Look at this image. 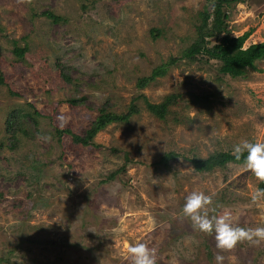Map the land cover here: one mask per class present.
I'll use <instances>...</instances> for the list:
<instances>
[{
  "label": "rangeland",
  "instance_id": "rangeland-1",
  "mask_svg": "<svg viewBox=\"0 0 264 264\" xmlns=\"http://www.w3.org/2000/svg\"><path fill=\"white\" fill-rule=\"evenodd\" d=\"M203 2L0 0V145L9 112L39 114L33 139L0 146V264H130L126 248L137 242L156 250V264H215L214 236L182 214L192 191L213 195L217 212L231 211L242 227L264 226V199L251 201L263 188L254 175L233 164L197 173L190 164L233 153L242 140L264 142V60L239 79L221 76L215 62L182 61L136 88L186 47ZM229 24L235 37L251 33L244 47L264 42V0L232 4ZM13 41L27 48L23 59ZM170 94L179 98L163 120L146 111L142 96L159 104ZM131 103L139 114L108 125L95 146L57 141L55 128L83 135L99 114L126 115ZM168 153L177 157L164 165ZM222 254L224 264H264V242Z\"/></svg>",
  "mask_w": 264,
  "mask_h": 264
},
{
  "label": "trees",
  "instance_id": "trees-1",
  "mask_svg": "<svg viewBox=\"0 0 264 264\" xmlns=\"http://www.w3.org/2000/svg\"><path fill=\"white\" fill-rule=\"evenodd\" d=\"M245 1L204 0L200 9L190 21L193 34L188 37L189 41L186 47L183 48L177 57H171L167 62L155 67L148 76L138 78L136 88L142 90L148 87L157 79L165 77L169 68L177 66L182 61H185L188 66H196L199 69L209 67L211 62H215L217 64V71L221 76H228L233 79L244 77L248 71H257L256 63L264 60V42L244 47L251 33L247 32L235 37L232 35L229 24V9L231 5L245 3ZM42 15L53 23H58L61 20V17L55 16L51 12H44ZM150 34L154 37L157 31L152 29ZM17 43V41L12 42L14 53L23 59L27 48H19L17 47ZM64 78L68 83L72 82L68 80V77L64 76ZM4 85L5 79L0 70V86ZM8 91L12 97H20L19 94L13 93L10 90ZM141 98L146 111L154 118L163 120L168 109L179 96L176 94L167 95L159 104L151 103L143 96ZM83 100L73 99L69 104L77 106L83 103ZM103 110H99V113H103ZM137 114H139L138 107L134 103H131L126 115L114 113L99 114L91 122L83 135H77L68 129L62 128H55V135L59 143H62L63 138L68 136L75 145L92 147L95 146L93 140L96 135L108 125L125 122L128 118ZM38 116V112L35 111L34 113L22 110H12L9 112L4 124L7 143H2L0 146L13 150L19 144L20 138L33 139L32 129H34V132H37L38 122L36 117ZM175 157H177L176 154L168 153L161 157L160 162L166 165L170 159ZM190 164L197 173L210 172L216 168H222L227 164L243 166L242 162L236 161L231 152H214L205 159L193 158L190 160ZM122 172H124L123 167L111 172L106 179L112 180L115 175ZM262 186V189H264V183H262Z\"/></svg>",
  "mask_w": 264,
  "mask_h": 264
},
{
  "label": "clouds",
  "instance_id": "clouds-1",
  "mask_svg": "<svg viewBox=\"0 0 264 264\" xmlns=\"http://www.w3.org/2000/svg\"><path fill=\"white\" fill-rule=\"evenodd\" d=\"M46 139L50 140V137ZM232 154L259 182L264 183V142L242 140L234 145ZM262 199L264 189L257 188L251 194V201L257 203ZM218 208L223 209V206L214 205L213 195L202 191L188 194L182 207L183 216L191 221L194 230L214 236L218 249L215 264H224L222 253L232 252L238 244L248 242L259 245L264 242V226L242 227L231 211L217 212ZM126 251L130 264H156V250L143 242L129 243Z\"/></svg>",
  "mask_w": 264,
  "mask_h": 264
}]
</instances>
